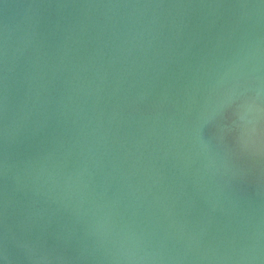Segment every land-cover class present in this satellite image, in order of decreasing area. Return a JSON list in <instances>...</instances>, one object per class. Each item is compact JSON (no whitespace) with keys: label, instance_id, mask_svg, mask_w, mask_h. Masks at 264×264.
<instances>
[{"label":"water","instance_id":"95a60500","mask_svg":"<svg viewBox=\"0 0 264 264\" xmlns=\"http://www.w3.org/2000/svg\"><path fill=\"white\" fill-rule=\"evenodd\" d=\"M0 264H264V0H0Z\"/></svg>","mask_w":264,"mask_h":264}]
</instances>
